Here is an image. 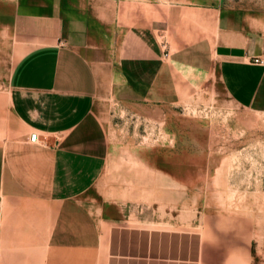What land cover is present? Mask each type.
I'll return each instance as SVG.
<instances>
[{
  "label": "crops",
  "instance_id": "crops-1",
  "mask_svg": "<svg viewBox=\"0 0 264 264\" xmlns=\"http://www.w3.org/2000/svg\"><path fill=\"white\" fill-rule=\"evenodd\" d=\"M184 1L133 13L113 63L114 18L129 3L31 0L0 15V53L10 42L18 57L7 99L22 127L3 146L0 264H203L199 231L105 225L84 203L107 162L99 94L173 104L218 82L241 108L264 112V65L253 61L264 58V11ZM33 132L44 144L29 143Z\"/></svg>",
  "mask_w": 264,
  "mask_h": 264
},
{
  "label": "rangeland",
  "instance_id": "rangeland-1",
  "mask_svg": "<svg viewBox=\"0 0 264 264\" xmlns=\"http://www.w3.org/2000/svg\"><path fill=\"white\" fill-rule=\"evenodd\" d=\"M122 1L134 8L114 18L112 63L133 13L178 0ZM30 2L0 0V15ZM247 3L264 11V0ZM9 44L8 54L0 53V168L5 141L22 129L7 99L18 58ZM95 115L107 136V162L84 203L98 223L196 230L203 264H264V112L241 108L215 82L173 104L105 91Z\"/></svg>",
  "mask_w": 264,
  "mask_h": 264
},
{
  "label": "built area",
  "instance_id": "built-area-1",
  "mask_svg": "<svg viewBox=\"0 0 264 264\" xmlns=\"http://www.w3.org/2000/svg\"><path fill=\"white\" fill-rule=\"evenodd\" d=\"M165 56L167 57L168 54H165ZM253 61L256 64L264 65V58H262V57L254 58ZM29 143L34 144V145H41V144H44V141L41 139V136L38 132H33L29 136Z\"/></svg>",
  "mask_w": 264,
  "mask_h": 264
}]
</instances>
